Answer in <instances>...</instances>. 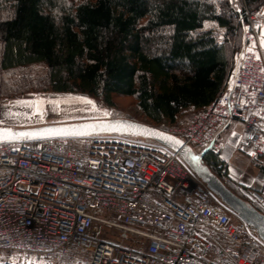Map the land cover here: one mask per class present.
Segmentation results:
<instances>
[{
    "label": "built area",
    "instance_id": "1",
    "mask_svg": "<svg viewBox=\"0 0 264 264\" xmlns=\"http://www.w3.org/2000/svg\"><path fill=\"white\" fill-rule=\"evenodd\" d=\"M261 12L245 6L240 15L242 44L226 88L163 130L201 153H220V133L237 121L241 149L264 164ZM96 224L142 242L101 239ZM3 253L29 264H264V242L177 152L121 134L0 140Z\"/></svg>",
    "mask_w": 264,
    "mask_h": 264
},
{
    "label": "trees",
    "instance_id": "2",
    "mask_svg": "<svg viewBox=\"0 0 264 264\" xmlns=\"http://www.w3.org/2000/svg\"><path fill=\"white\" fill-rule=\"evenodd\" d=\"M237 2L239 12L227 0H0V100L74 93L112 105L113 95L134 96L151 123H174L226 88L239 16L264 0ZM201 161L248 201L218 152Z\"/></svg>",
    "mask_w": 264,
    "mask_h": 264
},
{
    "label": "rangeland",
    "instance_id": "3",
    "mask_svg": "<svg viewBox=\"0 0 264 264\" xmlns=\"http://www.w3.org/2000/svg\"><path fill=\"white\" fill-rule=\"evenodd\" d=\"M235 1L236 0H233L234 3ZM235 4L238 5L241 10L242 5H239L238 2ZM262 9H264V3L259 8H253L250 10L262 11ZM239 22L241 23L240 16ZM261 30H264V23L261 26L260 34ZM239 51L236 55L234 64L237 62ZM81 97L85 99H80ZM87 100H91L93 104H88ZM112 102V105H107L99 99H93L89 96L74 93H27L0 100V125L17 128L18 126H33L47 123L119 117L143 122L156 127L158 126L151 123L150 120L142 114L136 104V99L134 96L113 95ZM104 111L109 112L110 115H103ZM197 111L199 110H185L183 114L178 116L177 120L174 123H164L158 126V128L167 129L172 125L184 124ZM194 149L195 152L198 153V149L195 147ZM239 149L247 159L243 163V166L241 164L236 168L239 170L240 167L241 169L245 168L250 174L252 173L253 168L250 167L249 164H254L255 161L251 160L246 152L241 149V147H239ZM247 165L249 166L247 167ZM263 189L264 184L261 186H257V188L248 187L247 189H244L243 187L242 190L244 192L243 195L247 198L248 201H252L251 203H254L253 205L256 204L260 207H263L260 201L253 195V193L255 192L258 194L262 193ZM105 215L108 216L107 213ZM96 226L99 229L98 237L101 239L117 241L129 247H137V244L142 242L136 237H129L128 235L123 234L117 229L109 227L107 225L96 224ZM2 263L29 264V262L27 260H24L21 256L9 255L5 253L0 255V264Z\"/></svg>",
    "mask_w": 264,
    "mask_h": 264
},
{
    "label": "water",
    "instance_id": "4",
    "mask_svg": "<svg viewBox=\"0 0 264 264\" xmlns=\"http://www.w3.org/2000/svg\"><path fill=\"white\" fill-rule=\"evenodd\" d=\"M133 127H129V126ZM0 128H9L14 132H29L36 133L29 137H21L19 139H41L53 136H68V135H85V134H121L129 136H138L153 140L163 146H166L177 152L181 160L193 171L199 180L216 196L220 198L229 208H231L242 220H244L256 233L261 241H264V212L260 211L250 202L244 200L233 191H231L218 178L207 165L201 161V154H197L193 147L187 145L181 138L168 133L156 126L149 125L143 122L134 121L127 118H104V119H89L80 121H68L47 123L33 126H24L13 128L10 126L0 125ZM150 129L173 137L182 141V144L177 147L173 145L172 140L163 139L154 135H146L144 129ZM46 130H54L48 132ZM195 157V159H193ZM264 193V189L262 190ZM254 196L260 201L264 207V200L258 193Z\"/></svg>",
    "mask_w": 264,
    "mask_h": 264
},
{
    "label": "crops",
    "instance_id": "5",
    "mask_svg": "<svg viewBox=\"0 0 264 264\" xmlns=\"http://www.w3.org/2000/svg\"><path fill=\"white\" fill-rule=\"evenodd\" d=\"M24 127V126H18ZM235 133V135H233ZM243 138V126L241 123L237 121H233L226 129H224L218 139V143L220 144L221 151L220 156H227L226 160L228 173L231 179L234 181L236 185H243L246 187H256L264 184V173H262L257 166V162L254 164H249L252 167V173H248V171L244 168L240 170L236 167L246 161V156L243 155L241 150L239 149L241 140ZM247 165V167L249 166ZM231 166V170H230ZM246 167V168H247ZM244 170V171H243ZM254 194V193H253ZM252 202V201H251ZM254 204V203H252ZM262 212H264V207H260Z\"/></svg>",
    "mask_w": 264,
    "mask_h": 264
},
{
    "label": "snow or ice",
    "instance_id": "6",
    "mask_svg": "<svg viewBox=\"0 0 264 264\" xmlns=\"http://www.w3.org/2000/svg\"><path fill=\"white\" fill-rule=\"evenodd\" d=\"M211 2L215 3V0H211ZM227 2L229 4H231L232 7L237 12L240 11V8L238 7V5H236L235 3H233V0H227ZM217 10H219V8H217ZM260 14H264V9H262V12ZM260 41H261V45L264 46V30H261ZM80 99H85V98L81 97ZM221 102L223 103L224 101L222 100ZM87 103L88 104H93V102L91 100H87ZM93 107H94V105H93ZM103 115L108 116V115H110V113L107 112V111H104L103 112ZM257 115H259V113H257ZM245 119H247V117H245ZM129 127H133V126L130 125ZM46 131L52 132L54 130H46ZM144 133L146 135L150 134V135L158 136V137L163 138V139L172 140L173 145L174 146H177V147H179L182 144V141H180L178 139H175L173 137L166 136L163 133H160V132H157V131H153V130H150V129H147V128L144 129ZM32 135H36V133L14 132V131H12L9 128H0V140H15V139H19L21 137H29V136H32ZM233 135H235V133H233ZM260 139L262 141H264V135H262ZM249 140H251V136H249ZM260 151L261 152H264V147H261ZM248 154L251 155V156H254V157L256 156V153L253 152V151H251V149H248ZM193 159H195V157H193ZM222 159H227V156L222 157ZM230 170H231V166H230ZM262 242H264V241H262Z\"/></svg>",
    "mask_w": 264,
    "mask_h": 264
},
{
    "label": "flooded vegetation",
    "instance_id": "7",
    "mask_svg": "<svg viewBox=\"0 0 264 264\" xmlns=\"http://www.w3.org/2000/svg\"><path fill=\"white\" fill-rule=\"evenodd\" d=\"M250 202V201H249ZM251 203V202H250Z\"/></svg>",
    "mask_w": 264,
    "mask_h": 264
}]
</instances>
